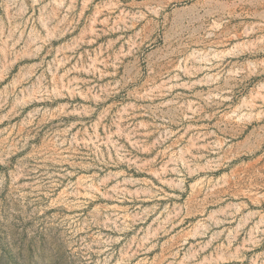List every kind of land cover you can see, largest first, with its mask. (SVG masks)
Segmentation results:
<instances>
[{"label": "rangeland", "instance_id": "obj_1", "mask_svg": "<svg viewBox=\"0 0 264 264\" xmlns=\"http://www.w3.org/2000/svg\"><path fill=\"white\" fill-rule=\"evenodd\" d=\"M0 264H264V0H0Z\"/></svg>", "mask_w": 264, "mask_h": 264}]
</instances>
